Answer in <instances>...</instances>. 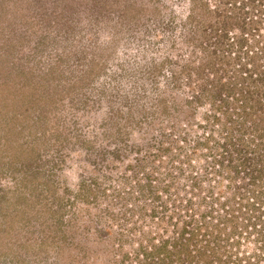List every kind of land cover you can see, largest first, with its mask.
Segmentation results:
<instances>
[{"label":"rangeland","instance_id":"374dc122","mask_svg":"<svg viewBox=\"0 0 264 264\" xmlns=\"http://www.w3.org/2000/svg\"><path fill=\"white\" fill-rule=\"evenodd\" d=\"M263 16V0H0V264H144L197 226L188 253L155 252L204 263L200 233L250 210L212 159L239 134L212 51ZM235 234L233 258L264 251L262 231Z\"/></svg>","mask_w":264,"mask_h":264},{"label":"trees","instance_id":"16d2710c","mask_svg":"<svg viewBox=\"0 0 264 264\" xmlns=\"http://www.w3.org/2000/svg\"><path fill=\"white\" fill-rule=\"evenodd\" d=\"M249 1L253 2L254 0ZM250 23L248 26L241 25L232 35L228 34L226 27H222L223 31L218 32L217 37L221 52H217L218 48L214 49L212 53L216 54L211 62L216 64L213 70L221 68L224 63L229 66L227 69L231 70L232 75L236 77V81L218 84L219 91L222 93L217 96L219 102L216 107L220 109L227 105L223 113L226 118L234 121V124L231 125L232 129L239 132L237 136L229 134L222 144H218L221 151L216 153L212 159H214L215 165H222L219 162H225L224 168L231 171L228 178L238 184L237 192L232 197V200H238L234 201L239 203L236 208H242V200H244V204L250 210L248 215L232 214V216L229 215L230 208H227L224 210L225 216L222 219L219 216L220 222L211 223V232H208V237L200 233L203 238L199 240L203 239L204 241L200 243L194 254L197 253L207 258L202 264H264V251H261V255L254 254V257H250L248 254L247 256L235 255L233 258V249L231 248L239 243V235L235 233L242 234L249 230L250 232L256 231L258 234L262 231L261 235H264V43H261L264 38V30H261L259 18L250 20ZM229 38H231L230 41H228ZM218 142L217 140L216 143ZM218 154L224 155V158L216 159L215 156ZM240 174H242V181H237L235 177ZM221 205L223 206L225 203H221ZM231 216L232 218H230ZM238 219H240L241 226L239 228L242 231L236 230ZM225 221L231 222V225L229 224L231 229L228 232L225 229L228 226ZM200 228L202 226L192 227L189 231L184 228L177 232L176 236L161 239L159 243L154 244V248H158L159 251L165 249L168 254L179 253V248H181V251L185 249L188 253L191 250L189 239L194 238L195 230L199 232ZM216 229L218 232L214 231ZM186 231L189 232V235L184 238L183 234ZM221 234L223 237H220ZM259 244L261 249H264V240L261 237ZM156 248L146 254V257L151 253L157 254L155 258H153L154 255H151L150 264H176L178 262V259L175 260L165 254L156 253ZM218 249L221 252L218 253ZM221 254L224 256L223 259ZM149 261L144 264H149ZM181 262L184 263V260L181 259L177 264H182Z\"/></svg>","mask_w":264,"mask_h":264}]
</instances>
